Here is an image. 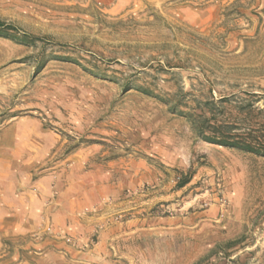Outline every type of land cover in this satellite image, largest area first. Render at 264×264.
<instances>
[{"label":"rangeland","instance_id":"rangeland-1","mask_svg":"<svg viewBox=\"0 0 264 264\" xmlns=\"http://www.w3.org/2000/svg\"><path fill=\"white\" fill-rule=\"evenodd\" d=\"M0 22V264H264V158L191 128L264 135V0H0ZM43 179L66 212L18 232L1 206Z\"/></svg>","mask_w":264,"mask_h":264},{"label":"trees","instance_id":"trees-1","mask_svg":"<svg viewBox=\"0 0 264 264\" xmlns=\"http://www.w3.org/2000/svg\"><path fill=\"white\" fill-rule=\"evenodd\" d=\"M13 30L11 25L0 22V34H12L9 32ZM9 36L16 39L14 35ZM208 106L213 107L214 103L211 102ZM207 110L210 117L205 115L191 116V128L201 141L219 147L239 149L264 158V135H255V131L251 134L231 133L218 120V116L212 111V108ZM261 128L264 132V124ZM186 184L187 182L181 183L180 188Z\"/></svg>","mask_w":264,"mask_h":264},{"label":"crops","instance_id":"crops-1","mask_svg":"<svg viewBox=\"0 0 264 264\" xmlns=\"http://www.w3.org/2000/svg\"><path fill=\"white\" fill-rule=\"evenodd\" d=\"M97 3L103 5L105 8H111L115 10L126 9L131 0H94ZM82 182V181H81ZM39 184V197H34L32 200L25 198L24 200L18 199V209L13 210L4 204L1 206V210L5 212L3 217L12 216L17 217L18 221L16 226L12 224V227L17 228L18 232H28L30 229L35 228L36 225L40 224L42 216L47 214L50 216H63L65 214V207L57 200L55 204L53 201L48 199L47 195V181L45 179L38 182ZM35 185V184H34ZM65 197V192H63ZM14 225V226H13Z\"/></svg>","mask_w":264,"mask_h":264}]
</instances>
